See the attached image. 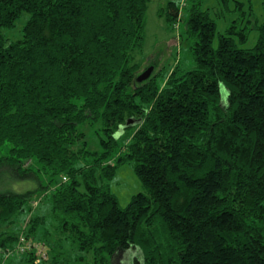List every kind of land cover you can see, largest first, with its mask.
<instances>
[{"label": "trees", "instance_id": "obj_1", "mask_svg": "<svg viewBox=\"0 0 264 264\" xmlns=\"http://www.w3.org/2000/svg\"><path fill=\"white\" fill-rule=\"evenodd\" d=\"M152 1L0 0V262L264 264V21L242 2L188 0L195 67L166 75L134 57ZM162 15L179 28L178 2ZM129 119L142 124L122 131ZM129 163L145 193L122 209L110 182ZM4 171L34 190L14 193Z\"/></svg>", "mask_w": 264, "mask_h": 264}, {"label": "rangeland", "instance_id": "obj_2", "mask_svg": "<svg viewBox=\"0 0 264 264\" xmlns=\"http://www.w3.org/2000/svg\"><path fill=\"white\" fill-rule=\"evenodd\" d=\"M168 1L170 0H153L149 7L145 18V41L144 47L141 52H135V59L137 63H146L148 59L158 62L159 68L163 69L167 74H170L173 68L176 65H181L183 70H192L195 65L193 61V56L188 48V44L184 43L181 38V32L185 28V22L189 16V12L185 10L188 5V0H174L179 3L180 11L182 15V20L179 23V28H175L174 26L169 25L165 18L162 15L163 10L165 9ZM203 1L202 5L204 7H216L217 10L220 9L218 5L219 0H200ZM196 0V4L200 2ZM242 2L245 5V11L250 12L252 15V25L255 26L256 23L261 24L264 21V0H230L229 6L231 9H235V5L237 3ZM193 5V4H192ZM249 5L251 9L249 10ZM238 17V14H225L224 16H220V20H218V30L219 33H225L226 27L230 24L231 20H234ZM27 15H24L16 24V28L14 29V33L12 34V38L18 39L21 36V31L26 24ZM258 39V33L255 30L250 32V37L247 45L245 46L248 49H251L255 46ZM215 46H217V41L215 42ZM147 67V66H146ZM134 132L128 133L124 136V139L129 138V140L134 136ZM101 133L96 131V129L88 127L86 131V142L87 148L91 152L101 151ZM28 167V166H27ZM26 167V168H27ZM8 176V186L14 193L22 194L27 191L34 190V184L29 183L27 179L33 180L31 178H19L10 175L8 172L4 171ZM46 182L44 181V185ZM110 189L112 194L117 198L118 203L122 209L127 208L130 204L131 199L139 194L145 193V190L142 187L141 182L136 177L134 171V164L129 163L122 167H120L112 182H110ZM45 191V190H44ZM38 198V197H37ZM35 206L37 203L34 204ZM47 205L40 204L32 209L31 214H41L46 215ZM48 207V206H47ZM30 218H27L26 221L18 222V228L23 229L25 227L26 222L29 221ZM21 220V219H19ZM69 249L67 246H65ZM73 252V250H71ZM72 256V254H69ZM136 257L135 251L131 253L120 254L115 259V264H132V259ZM8 257L5 256V259L0 262V264H8L5 263ZM13 258V257H12ZM11 258V259H12ZM15 264H23L20 260L12 259ZM91 262V258L89 259ZM123 262V263H122Z\"/></svg>", "mask_w": 264, "mask_h": 264}, {"label": "water", "instance_id": "obj_3", "mask_svg": "<svg viewBox=\"0 0 264 264\" xmlns=\"http://www.w3.org/2000/svg\"><path fill=\"white\" fill-rule=\"evenodd\" d=\"M153 71H154L153 67H150L149 69H147L144 73H142L137 78V82L138 83H142V82L147 81L151 77ZM141 124H142V120L129 119L127 121L126 125L122 128V131L126 130V129H129V128H135V127H137V126H139Z\"/></svg>", "mask_w": 264, "mask_h": 264}, {"label": "built area", "instance_id": "obj_4", "mask_svg": "<svg viewBox=\"0 0 264 264\" xmlns=\"http://www.w3.org/2000/svg\"><path fill=\"white\" fill-rule=\"evenodd\" d=\"M26 249H22V251L24 252Z\"/></svg>", "mask_w": 264, "mask_h": 264}]
</instances>
